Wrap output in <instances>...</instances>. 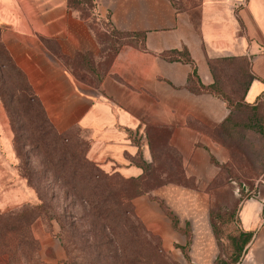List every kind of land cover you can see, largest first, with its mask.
Masks as SVG:
<instances>
[{
  "label": "crops",
  "instance_id": "crops-1",
  "mask_svg": "<svg viewBox=\"0 0 264 264\" xmlns=\"http://www.w3.org/2000/svg\"><path fill=\"white\" fill-rule=\"evenodd\" d=\"M93 1L94 12L86 17L68 0H0V42L48 120L58 130L78 127L88 141L86 158L124 179L144 177L145 166L156 162L159 135L166 132L165 144L181 154L184 181H208L206 136L191 123L206 121L208 108L219 122L227 108L221 99L193 92L190 74L195 68L198 83L212 84L209 59L245 57L252 79L244 101L264 100V0H199L186 11H178L172 0ZM98 18L118 31L142 33L144 49L122 45L98 83L88 85L76 78L68 61L82 53L98 59L106 52L97 36ZM184 48L193 64L161 56ZM10 137L0 104V167L5 170H12ZM9 179L14 173L0 176V181ZM163 191L173 211L191 224V259L211 264L215 244L207 194L175 184ZM150 195L134 198L135 212L150 230L167 234L170 246V240H181L182 231L166 223ZM239 220V229L251 237L238 264H264V197L243 201Z\"/></svg>",
  "mask_w": 264,
  "mask_h": 264
},
{
  "label": "rangeland",
  "instance_id": "rangeland-1",
  "mask_svg": "<svg viewBox=\"0 0 264 264\" xmlns=\"http://www.w3.org/2000/svg\"><path fill=\"white\" fill-rule=\"evenodd\" d=\"M84 1L82 14L91 16L90 3ZM172 1L178 11L199 4ZM98 19L97 36L106 52L98 59L69 62L76 78L88 85L98 83L116 50L132 44L124 33H107L101 27L106 28L105 18ZM178 57L186 58V51L172 56ZM218 58L209 59L213 83L205 93L224 101L227 114L216 122L208 108L206 121L191 123L206 136L208 181H184L181 154L165 144L166 132L159 135L151 177L132 181L93 165L85 155L86 135L78 127L58 130L42 120L36 102L26 112L28 105L10 97L15 91L6 67H1L5 58L0 52V87L11 98L7 107L13 117L12 122L0 98L11 136L12 168L1 166L0 176L14 173V180L0 181V264H196L190 257L195 236L191 224L163 195L173 184L207 194L215 244L211 264H228L235 258L238 264L243 248L238 250L232 239L239 231L240 205L250 197H264V107L261 102L249 107L243 100L249 60ZM227 117L228 125L221 126ZM150 193L166 223L182 231L181 240H170V246L167 234L150 230L135 212L134 198Z\"/></svg>",
  "mask_w": 264,
  "mask_h": 264
},
{
  "label": "trees",
  "instance_id": "trees-1",
  "mask_svg": "<svg viewBox=\"0 0 264 264\" xmlns=\"http://www.w3.org/2000/svg\"><path fill=\"white\" fill-rule=\"evenodd\" d=\"M89 1L90 3V13L92 14L94 12V8H95V3L93 0H87ZM85 1L84 0H68V5L72 8H75V9H78L81 14H82V11H81V8H80V5H83V4H86L84 3ZM87 5V4H86ZM84 15V14H82ZM105 24H106V30H108L107 33H111V32H114V33H124L127 37H129L132 41V44L136 45L138 48L140 49H144V43H143V34L142 33H131V32H122V31H118L114 28H112V26L110 25L109 21L108 20H105ZM113 35V33H112ZM117 51V50H116ZM115 51V52H116ZM181 51H186L187 53V57L186 58H172V56L174 54H179ZM0 52L3 54L4 58H5V62L4 63H1V67H6V72L8 73L11 82L13 84V88H14V91H15V95L14 96H10V97H15V98H18L19 101H22V104H25V105H28L27 109H26V112L29 111V107L31 106V102H36L35 104L39 107V110H40V115L42 117V120L45 122V123H51L47 116H46V113H45V110L41 104V102L39 101L37 95L35 94V92L33 91L31 85L29 84L25 74L22 72V70L16 65V63L14 62L13 58L11 57L10 53L7 51V49L4 47V45L0 42ZM114 52V54H115ZM164 59L166 60H169V61H183V62H187V63H192V60L189 56V53L186 49H182L180 51L178 50H171V51H167V52H164L162 53L161 55ZM84 57H88V55L86 53H82V54H79L75 59L71 60V61H74L76 59H82ZM231 58H245V57H219L218 59H231ZM70 62V61H68ZM70 65V64H69ZM249 65V79L247 81V84H246V88H245V91H244V94L247 90V87L252 79V74L250 73V64ZM190 81L192 82V85H191V89L193 92L195 93H205L207 89H210L212 86V84H207V85H204V84H201V83H198V79H197V74H196V69L195 68H192V73L190 74ZM6 96V94L4 93L3 89L0 87V98L1 100L3 101L4 105H6V108L8 110V116L10 118V121L13 122V117H12V113L9 111V108L7 107V104H8V100H10L11 98ZM263 97V95L261 96ZM243 100H244V96H243ZM228 101V100H226ZM230 102V101H228ZM262 103L263 104V107H264V100L263 99H260V97L258 98V101L250 104V103H246L244 101V103H246V105H248L249 107H256L259 103ZM229 104V103H228ZM231 104V103H230ZM264 109V108H263ZM229 123V117H227L224 122L222 123L221 126L225 127L227 126ZM261 133L263 134L264 136V123H263V126L261 128ZM39 138V137H37ZM59 139H60V136H59ZM67 140V137H63L62 140ZM65 144V143H64ZM63 145V144H62ZM87 146H88V141H87ZM87 149V148H86ZM86 152V151H85ZM93 165H95L93 162H91ZM152 165L153 164H149V165H146L145 166V169H144V172H145V175L144 177H141V178H137V179H127V180H132V181H147V179H149V177H151V174H149V172L152 170ZM96 166V165H95ZM167 181V180H165ZM141 193V190H139L138 192H136L135 195H138ZM97 196V194L95 195V197ZM127 212H129V210L127 209ZM251 237V233L250 232H243L239 229L238 231V234L235 238L237 239H240V242L237 240V239H232L234 241V246L238 249V250H241L242 248H244V246L246 245V243L249 241ZM237 258L233 259V261L231 263H228V264H234L235 261H236Z\"/></svg>",
  "mask_w": 264,
  "mask_h": 264
}]
</instances>
